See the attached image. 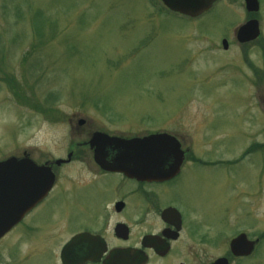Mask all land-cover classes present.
I'll use <instances>...</instances> for the list:
<instances>
[{"label": "rangeland", "instance_id": "374dc122", "mask_svg": "<svg viewBox=\"0 0 264 264\" xmlns=\"http://www.w3.org/2000/svg\"><path fill=\"white\" fill-rule=\"evenodd\" d=\"M259 2L252 15L243 0H221L191 20L158 0H0V162L24 154L39 163L66 159L97 131L175 134L191 149L188 160L215 161L206 181L216 188L207 200L221 214L213 221L218 243L243 231L260 244L240 264H264ZM250 19L260 37L241 45L237 29ZM186 164L194 181L202 168ZM96 172L86 155L62 168L52 199L0 241V264H57L79 229L61 223L57 197L68 201L81 188V197L95 201Z\"/></svg>", "mask_w": 264, "mask_h": 264}, {"label": "flooded vegetation", "instance_id": "af4514ba", "mask_svg": "<svg viewBox=\"0 0 264 264\" xmlns=\"http://www.w3.org/2000/svg\"><path fill=\"white\" fill-rule=\"evenodd\" d=\"M154 133L165 131H149L142 137ZM171 135L178 138L186 158L179 174L169 180H141L102 170L96 165L94 149L89 145L92 134L82 144L83 151L73 149L66 159L38 162L40 165H49L55 183L48 196L25 219L52 199L62 168L86 155L90 156L97 170L95 201L81 197V188H75L73 197L68 201L57 197V205L61 206V215L65 217L61 223H66V226L79 224V229L59 251L57 264H64V261L68 264H240L249 257L235 256L231 249L232 242L239 236L245 235L249 239L243 231H235L228 244H219L216 239L213 221L221 214H217L214 208L211 211L213 203L210 204L207 196L216 193V188L212 187L211 181H206L212 176L210 169L216 167L215 161L202 162L196 157L192 161L188 160L192 157L191 149L184 147L182 138ZM133 136L140 137L136 134ZM113 157L114 154L110 153V159ZM186 163L202 168V172L198 173L200 176L194 175V181L187 179ZM229 193L224 199L225 216L232 211V200L226 202L228 197L231 198ZM214 206L216 210V203ZM52 211L50 209L49 214ZM82 234L91 237L76 243L73 249L62 256L65 247ZM250 241H258L253 255L260 240ZM211 251L212 255L218 256H209Z\"/></svg>", "mask_w": 264, "mask_h": 264}, {"label": "water", "instance_id": "95a60500", "mask_svg": "<svg viewBox=\"0 0 264 264\" xmlns=\"http://www.w3.org/2000/svg\"><path fill=\"white\" fill-rule=\"evenodd\" d=\"M159 1L169 11L195 19L209 11L219 0ZM244 1L249 13L259 11L258 0ZM259 35L258 22L251 20L238 29L237 40L245 44L256 40ZM223 47L228 48L227 41H223ZM84 123V120H80L78 124L82 126ZM89 144L94 149V161L102 170L141 180L163 181L177 176L185 157L178 140L168 134L124 138L98 131L93 134ZM110 153L114 154L111 159ZM54 182L55 176L48 166H38L27 156L0 162V240L46 198ZM89 237L88 234L76 237L64 249L62 256L73 249L76 243L86 241ZM257 242H251L241 235L232 242L231 249L235 256H250ZM64 264L68 263L64 261Z\"/></svg>", "mask_w": 264, "mask_h": 264}]
</instances>
